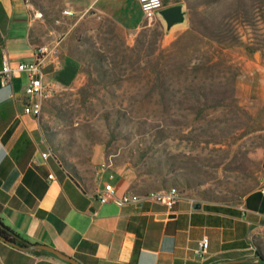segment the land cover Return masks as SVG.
<instances>
[{
	"label": "rangeland",
	"instance_id": "obj_1",
	"mask_svg": "<svg viewBox=\"0 0 264 264\" xmlns=\"http://www.w3.org/2000/svg\"><path fill=\"white\" fill-rule=\"evenodd\" d=\"M177 4L187 20L171 31L83 20L69 45L78 79L42 99L41 122L74 175L113 157L136 196L237 205L264 183V0H164ZM44 16L38 47L61 50L75 19Z\"/></svg>",
	"mask_w": 264,
	"mask_h": 264
},
{
	"label": "crops",
	"instance_id": "obj_2",
	"mask_svg": "<svg viewBox=\"0 0 264 264\" xmlns=\"http://www.w3.org/2000/svg\"><path fill=\"white\" fill-rule=\"evenodd\" d=\"M50 11L75 19L63 48L44 65L51 92L78 79L69 45L83 20L105 17L131 33L146 22L138 0H0V72L6 57L12 67L35 61L37 28L48 26ZM29 82L24 72L11 85L0 83V219L14 232L79 264H264V183L237 205L183 199L170 211L152 201L122 203L136 195L131 171L114 167L98 178L95 171L77 176L66 169L52 153L41 115L25 113ZM106 185L114 198L97 205ZM205 237L209 249L199 258L195 250ZM0 264L69 263L0 239Z\"/></svg>",
	"mask_w": 264,
	"mask_h": 264
},
{
	"label": "built area",
	"instance_id": "obj_3",
	"mask_svg": "<svg viewBox=\"0 0 264 264\" xmlns=\"http://www.w3.org/2000/svg\"><path fill=\"white\" fill-rule=\"evenodd\" d=\"M144 19L151 23L159 18V11L165 8L164 0H138ZM72 15L71 12H66ZM56 54L55 49L47 46L36 48V59L31 63L20 64L17 67H12L8 58L3 61V68L0 72V83L2 86L11 85L14 77L21 73H27L30 77V82L26 88V93L32 99L31 103L25 108L26 114H31L39 117L42 113V99L51 95L49 84L45 83L44 65L51 55ZM44 158L49 157L48 154L43 155ZM113 157L105 159L101 164L95 167V173L98 178L108 170L114 168ZM110 179H114V174L109 175ZM264 193V189H262ZM114 198V188L112 185H106L105 188L98 194V199L101 203H107ZM185 198L182 194H172L170 191H163V195L145 194L141 196H125L122 203H141L143 201H152L164 205L168 210L172 211L175 206ZM192 204L196 201L187 199ZM210 241L207 237L203 238L199 247L195 250L196 256L203 258L209 249Z\"/></svg>",
	"mask_w": 264,
	"mask_h": 264
},
{
	"label": "water",
	"instance_id": "obj_4",
	"mask_svg": "<svg viewBox=\"0 0 264 264\" xmlns=\"http://www.w3.org/2000/svg\"><path fill=\"white\" fill-rule=\"evenodd\" d=\"M159 19L162 20L165 23L166 30L171 31L173 28L183 25L186 23L187 20V11L184 9V5L177 4L169 7H165L164 9L159 11ZM24 100L27 103H30V97L29 95H24ZM100 200H97V205H100ZM202 207L201 203H197L194 208L196 210H200ZM39 250L46 251L47 253H50L54 255L55 257L59 258L62 261H65L69 264H79L72 258L60 253L59 251L52 249L47 246L39 245Z\"/></svg>",
	"mask_w": 264,
	"mask_h": 264
},
{
	"label": "trees",
	"instance_id": "obj_5",
	"mask_svg": "<svg viewBox=\"0 0 264 264\" xmlns=\"http://www.w3.org/2000/svg\"><path fill=\"white\" fill-rule=\"evenodd\" d=\"M175 190V189H173ZM177 191V190H176ZM0 239H2L4 242L13 245L19 249H22L27 252L35 253V254H48L52 255L50 253H47L46 251L39 250L38 244H33L26 239L22 238L20 235H18L16 232H14L10 227L5 225L3 221L0 219ZM54 256V255H52ZM220 264H231V263H220Z\"/></svg>",
	"mask_w": 264,
	"mask_h": 264
},
{
	"label": "bare ground",
	"instance_id": "obj_6",
	"mask_svg": "<svg viewBox=\"0 0 264 264\" xmlns=\"http://www.w3.org/2000/svg\"><path fill=\"white\" fill-rule=\"evenodd\" d=\"M170 193H172V194H179L176 191H170ZM152 194H154V195H163V192H156V193H152Z\"/></svg>",
	"mask_w": 264,
	"mask_h": 264
}]
</instances>
